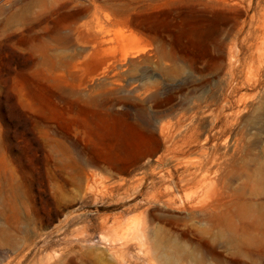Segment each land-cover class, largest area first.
<instances>
[{"label":"rangeland","instance_id":"374dc122","mask_svg":"<svg viewBox=\"0 0 264 264\" xmlns=\"http://www.w3.org/2000/svg\"><path fill=\"white\" fill-rule=\"evenodd\" d=\"M263 6L0 0V264H264ZM227 101L250 108L215 175ZM190 159L207 164L181 185ZM217 178L234 196L213 221L178 209ZM136 219L146 241L118 238Z\"/></svg>","mask_w":264,"mask_h":264},{"label":"bare ground","instance_id":"6f19581e","mask_svg":"<svg viewBox=\"0 0 264 264\" xmlns=\"http://www.w3.org/2000/svg\"><path fill=\"white\" fill-rule=\"evenodd\" d=\"M264 7V6H263ZM232 58L231 59H233L234 58V55H232L231 56ZM231 59H229L230 60V64L231 65H233V61L231 60ZM239 67V66H238ZM264 80V79H263ZM262 80V81H263ZM260 85V84H259ZM260 88H262V87H260ZM227 100V99H226ZM224 101V100H223ZM228 103H229V101H227ZM228 103H226V102H224L221 106H220V108H219V110H218V112L217 113H215V115H214V112H213V115H214V117H213V115H212V117H213V121H212V126H215V125H217V124H219L218 126L220 127V130L221 131H224V132H227L228 131V136L226 137V138H224V140L225 141H223V143H224V145H225V150L223 151V152H219L218 151V145L216 144H214L213 146H214V152L213 153H211L212 154V162L215 164V175H217L218 173H219V171H224L225 169H226V167H228V166H230V165H232V163H233V160H234V153H239L240 152V144H241V139H242V137H243V134L241 133V132H239V131H234L233 129L237 126V124H238V121L240 120V116L243 114V113H245L246 111H248L249 110V108H250V104H248V103H241V104H238V105H235V107L236 106H238V109L236 110V112L234 111V113H230V112H228L227 111V109L228 108H230L232 105H230V103L228 104ZM239 103V102H238ZM235 109V108H234ZM242 113V114H241ZM240 115V116H239ZM181 124V123H180ZM179 124V125H180ZM168 125H170V122H169V124H163L162 126H161V131H160V135H163L164 136V138L165 139H168V138H170V132H166V131H168L169 130V127L170 126H168ZM183 125V124H182ZM181 126V125H180ZM218 127V128H219ZM186 129H188V127L187 126H185V128H183V126H182V128H179L178 127V133L179 134H181L182 132H184V131H186ZM219 131V130H218ZM154 133L155 134H157V136H158V130H157V128L154 130ZM228 140H231L232 142L231 143H227L228 142ZM222 142V141H221ZM177 143H179L177 140H174L173 142H172V146H174V145H176ZM232 143H233V145H232ZM219 145H220V143H219ZM233 146V153L232 152H230L229 151V148H230V146ZM176 147V146H175ZM221 150V149H220ZM179 152V151H178ZM178 152L176 151V152H174V154H173V156H172V159H175V161L176 160H179L180 158H179V156L177 155L178 154ZM184 152H186V151H184ZM192 152V151H191ZM187 154V153H186ZM185 155V154H184ZM190 156V155H189ZM187 159H189V158H187ZM186 159V160H187ZM191 160H193V159H190V161H183L182 163H179V161H178V163H177V165H178V167L179 168H182V170L181 171H179V174L177 175V179H178V183H182L183 185H184V183H185V185H186V183L188 184V183H191L192 181H194L195 179H196V177L198 176L197 174H198V172H199V170L201 169V168H204V166H206V164H207V162H209L210 161V158H208L206 161V163H204L202 160H201V162L202 163H198V165H194L193 167L192 166H190V164L192 163L191 162ZM175 161H174V163H175ZM194 161V160H193ZM177 162V161H176ZM180 162H181V160H180ZM191 162V163H190ZM173 163V162H172ZM190 163V164H189ZM176 165V166H177ZM198 166V167H197ZM177 167V168H178ZM151 168V167H150ZM153 168H155V167H153ZM152 169V168H151ZM158 169V168H157ZM156 169V170H157ZM152 171V170H151ZM160 171V170H159ZM147 172V171H146ZM154 172V171H153ZM143 173V172H142ZM155 173V172H154ZM221 173V172H220ZM164 174V173H163ZM141 175H143V174H141ZM211 175V174H210ZM214 175V176H215ZM224 175H226V174H224ZM224 175H222L223 177H224ZM165 176V175H164ZM162 177V178H166V177ZM171 176V175H170ZM135 177V176H134ZM143 177H145V176H143ZM218 177V176H217ZM229 177V176H228ZM168 178V177H167ZM205 178V177H204ZM216 178V177H215ZM231 178V177H230ZM229 178V179H230ZM233 178V177H232ZM236 178V177H235ZM144 179V178H143ZM142 179V180H143ZM220 180V178H217V180H213L215 183H216V181H219ZM234 179V178H233ZM125 180V179H124ZM141 180V181H142ZM145 180V179H144ZM169 180V179H168ZM172 180V179H171ZM224 180H225V178H224ZM123 181V180H122ZM161 181V180H160ZM205 181H206V179H205ZM221 181V180H220ZM220 181L219 182H217V184L218 183H220ZM140 182V181H139ZM155 183V182H154ZM142 184H143V182H142ZM181 184V185H182ZM208 184V183H207ZM228 184H230V183H228ZM227 184V181H224V184L221 186V188L219 187L220 185L218 184L217 186L219 187V189L217 188V189H211L212 191H214L213 193H211V194H214L213 196H217V198L215 199L214 198V200L212 201L211 200V198L210 197H213L211 194H210V196H206L205 194L208 192L207 190H209V189H206V193L204 194L205 195V198L204 199H206V197L208 198H210V200H208V199H206V200H203V198L201 199H199V198H192V199H188L187 200V202H186V204H181L182 206L180 207H178V209H186L187 210V212L190 214V216L193 218V219H195V220H197L198 222H200V223H202V224H204V223H207L208 221L209 222H211V220L215 217V215H213V212H216L219 208H221V207H223L225 204H229V200H232V198H233V194H232V192H230V185H228ZM141 185V184H140ZM156 186V185H155ZM217 186H215V187H217ZM152 187V186H151ZM209 192H211L210 190H209ZM208 194V193H207ZM188 197H190V196H188ZM195 197V196H194ZM209 201H212V202H209ZM164 202V201H163ZM171 202H169V204H170ZM171 205V204H170ZM185 210V211H186ZM222 210H223V208H222ZM221 211V210H220ZM226 211V210H225ZM219 212V211H218ZM226 215V214H225ZM232 217V216H231ZM139 220H140V218H138ZM136 221H137V219H136ZM131 222L130 224H128L127 226H125V228H123V229H121L119 232H115L116 234H117V236H118V238H120V239H124V238H126V237H128V236H131L134 232H136L135 234H136V237L140 240V241H146V239H147V237H146V233H147V231L150 229V227H151V225H150V222H148V221H144L143 223H141V221L140 222ZM213 221V220H212ZM215 223V222H214ZM133 229H135V231L133 230ZM138 235V236H137ZM144 238H145V240H144ZM204 244V243H203ZM209 247L206 245L205 246V249H207V251H209L208 253L209 254H212V255H215L216 253H215V251L214 250H212V249H208ZM254 254V253H253ZM257 254V253H256Z\"/></svg>","mask_w":264,"mask_h":264}]
</instances>
